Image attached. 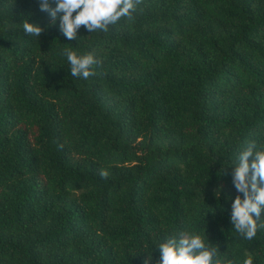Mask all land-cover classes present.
I'll list each match as a JSON object with an SVG mask.
<instances>
[{"label": "trees", "instance_id": "16d2710c", "mask_svg": "<svg viewBox=\"0 0 264 264\" xmlns=\"http://www.w3.org/2000/svg\"><path fill=\"white\" fill-rule=\"evenodd\" d=\"M61 15L30 36L40 0H0V264H156L185 228L264 264V228L230 222L231 162L264 145V0H142L76 40ZM64 48L97 74L73 77Z\"/></svg>", "mask_w": 264, "mask_h": 264}, {"label": "clouds", "instance_id": "9594fccd", "mask_svg": "<svg viewBox=\"0 0 264 264\" xmlns=\"http://www.w3.org/2000/svg\"><path fill=\"white\" fill-rule=\"evenodd\" d=\"M142 0H55L52 7L49 0H40L41 11H47L51 17L42 28L38 23L22 20L23 31L30 36L38 37L47 27L55 24L57 13L60 16L59 27L68 40L77 39V30L84 26L90 33L107 32L110 25H116L121 18L132 19V13ZM70 65L73 77L88 79L97 74L94 65L97 60L92 53L78 54L72 48L62 49ZM251 157V161L250 158ZM232 181L239 195L232 200L230 222L235 232L245 240L256 237L258 229L264 228V145L259 147L249 142L231 162ZM101 178H107L106 169L100 170ZM259 181V183H258ZM253 216L256 218L254 219ZM206 234L190 228L165 236L156 243L159 252L156 264H236L235 260L221 255L218 245L205 239ZM207 238V237H206ZM144 264L152 259L151 252H146ZM240 264H253L250 257H245Z\"/></svg>", "mask_w": 264, "mask_h": 264}]
</instances>
